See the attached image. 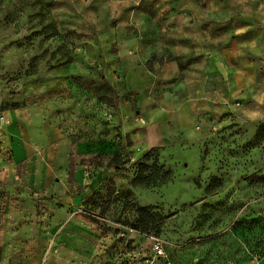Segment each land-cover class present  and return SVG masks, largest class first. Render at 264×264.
<instances>
[{
  "label": "rangeland",
  "instance_id": "rangeland-1",
  "mask_svg": "<svg viewBox=\"0 0 264 264\" xmlns=\"http://www.w3.org/2000/svg\"><path fill=\"white\" fill-rule=\"evenodd\" d=\"M61 1L0 0V117L43 106L65 134L16 164L15 189L0 190V264H264V122L206 121L193 137L150 148L144 134L114 131L113 85L56 84L54 71L93 40ZM6 127L0 121V158L13 161ZM148 152L170 180L134 182ZM69 164L84 167L81 180Z\"/></svg>",
  "mask_w": 264,
  "mask_h": 264
},
{
  "label": "crops",
  "instance_id": "crops-1",
  "mask_svg": "<svg viewBox=\"0 0 264 264\" xmlns=\"http://www.w3.org/2000/svg\"><path fill=\"white\" fill-rule=\"evenodd\" d=\"M61 2L68 20L91 26L93 40L54 71L63 77L55 83L83 77L113 85L119 98L111 112L114 131L144 134L141 145L150 148L168 145L180 134L193 137L206 121L264 122V0ZM48 115L38 106L0 117L7 122L4 145L13 157L0 158V190L15 189V165L35 149L65 142L63 130ZM87 126L88 120L80 125ZM34 157L30 168L36 170L42 162ZM53 164L48 169L54 171ZM83 168L75 171L69 164L73 179H82ZM34 177L30 170L21 188Z\"/></svg>",
  "mask_w": 264,
  "mask_h": 264
},
{
  "label": "trees",
  "instance_id": "trees-1",
  "mask_svg": "<svg viewBox=\"0 0 264 264\" xmlns=\"http://www.w3.org/2000/svg\"><path fill=\"white\" fill-rule=\"evenodd\" d=\"M144 160L139 165V172L134 179L136 184H159L165 183L170 180L171 171L164 170L162 165H159L157 162L150 165L148 160L151 159V154L148 152L144 155ZM140 210L142 212H146L147 209L145 207H141Z\"/></svg>",
  "mask_w": 264,
  "mask_h": 264
},
{
  "label": "built area",
  "instance_id": "built-area-1",
  "mask_svg": "<svg viewBox=\"0 0 264 264\" xmlns=\"http://www.w3.org/2000/svg\"><path fill=\"white\" fill-rule=\"evenodd\" d=\"M1 118L4 119V116H2ZM157 249L159 250L160 253H162V248L160 245H157Z\"/></svg>",
  "mask_w": 264,
  "mask_h": 264
}]
</instances>
